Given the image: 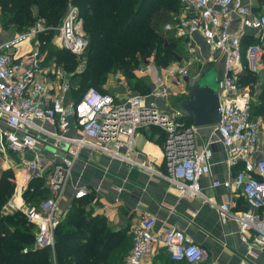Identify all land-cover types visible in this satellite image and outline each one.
Here are the masks:
<instances>
[{"label": "built area", "instance_id": "obj_1", "mask_svg": "<svg viewBox=\"0 0 264 264\" xmlns=\"http://www.w3.org/2000/svg\"><path fill=\"white\" fill-rule=\"evenodd\" d=\"M258 8V0H180L179 11L172 13L164 28L186 42V56L159 67L146 93L103 92L92 86L76 104L69 99L71 83L61 67L45 66L46 54L41 51L38 35L49 27L37 23L20 34L3 35L0 26V151L22 157V185L41 178L50 193L38 205H26L17 191L20 202L13 198L6 208L21 210L36 225V245L54 247V233L62 221L57 214L58 203L75 162L88 148L166 178L183 196L208 201L238 224L252 256L264 251V115H252L250 85L240 82L246 67L257 72L264 62V11ZM234 14L240 18L236 29L232 26ZM248 31L256 40L243 50ZM196 36L213 51L207 60L201 55ZM55 42L76 53L85 48L83 19L77 6L64 16ZM207 62L222 64L221 120L208 126L205 143L200 144V127L188 121L177 101L186 96ZM196 63L200 70L193 74L191 67ZM73 122L75 131L69 134ZM152 126L165 134L163 170L156 156L147 152L146 156L138 155L137 131ZM49 142L57 148L65 143V156H49L44 151ZM219 142L231 170L240 159L246 165L223 180L213 179L211 185L240 194L245 208H239L234 198L219 202L201 186V179L212 172L214 145ZM88 192L87 186H77L74 199ZM155 224L156 216L146 212L131 227L132 246L124 264H148L162 245L172 260L186 264H196L206 254L179 227L155 230Z\"/></svg>", "mask_w": 264, "mask_h": 264}, {"label": "trees", "instance_id": "obj_2", "mask_svg": "<svg viewBox=\"0 0 264 264\" xmlns=\"http://www.w3.org/2000/svg\"><path fill=\"white\" fill-rule=\"evenodd\" d=\"M258 1L261 9L264 0ZM71 6L78 7L89 36L82 68V61L75 54L53 48L50 41L46 44L48 32H41L38 37L41 51L46 54L45 63L54 58L70 73V93L75 104L89 87L108 91L104 83L109 74L117 71L126 76L137 93H146L151 86L136 73L140 62L151 58L157 67H163L177 60L180 39L166 31L164 25L172 13L179 11L180 0H0L2 34H10L12 27L25 30L38 19H43L49 28L56 26ZM240 76L242 85L252 86L258 80L247 67ZM263 95L262 89L259 101ZM261 103L252 104L253 116L264 115ZM188 121H192L190 117ZM152 128L159 130L158 137L164 140V131L158 126ZM11 177V171H5L0 180V264H124L131 248L127 230L113 229L105 216L93 215L87 207L91 199L88 194L75 199L57 226L54 247L36 245V225L21 210L4 208L16 187ZM30 188L39 196L44 194L43 199L50 194L41 178H32ZM27 194L28 191L24 196ZM164 264L186 263L167 258Z\"/></svg>", "mask_w": 264, "mask_h": 264}, {"label": "crops", "instance_id": "obj_3", "mask_svg": "<svg viewBox=\"0 0 264 264\" xmlns=\"http://www.w3.org/2000/svg\"><path fill=\"white\" fill-rule=\"evenodd\" d=\"M258 10L264 11V5ZM239 25L240 18L234 14L232 26L236 29ZM255 40L253 32L248 31L243 38V50L249 41ZM182 41L185 43L184 56H186V42L183 39ZM196 41L205 60L213 55L210 46L200 36H196ZM215 64L217 68L222 69V64ZM259 68L254 74L264 89V62L260 64ZM218 71L222 73L223 70ZM154 76H148L147 82L151 83ZM142 129H139L136 134L139 157L146 156L145 152L151 153L157 157L160 162L159 168L163 170V140H152L149 138L150 135L141 134ZM209 130V127L199 129L200 144L205 143ZM74 131L73 122L69 134H74ZM49 141L52 140L49 139ZM261 143L264 144V139L261 140ZM66 146L65 143H61L57 148L49 142L44 151L49 156L61 158L66 154ZM253 159L255 160L254 157ZM245 165V160L240 159L231 170L223 145L220 142L216 143L212 158V172L200 181L205 193L215 196L219 202H226L234 198L237 200L239 208L246 207L243 197L237 192L223 186L213 187L211 185L213 179L223 180L231 171L235 173ZM253 174L256 172L253 171ZM22 180H24V176ZM81 185H85L89 189L87 196L90 195L91 199L87 207L92 210L93 215L105 216L113 229L125 228L131 246V227L146 212H151L156 216L155 230H162L172 225L177 226L190 234L194 241L204 248L206 254L196 264H264V251L260 252L257 257L249 253L238 224L234 220L224 217L208 201L200 197L183 196L164 177L138 166H131L126 162L115 160L98 150L84 148L74 164L71 179L64 188L62 198L58 203L57 214L62 220L75 201L73 194L76 187ZM167 258L170 259L169 252L162 245L157 253L150 258L148 264H164Z\"/></svg>", "mask_w": 264, "mask_h": 264}, {"label": "rangeland", "instance_id": "obj_4", "mask_svg": "<svg viewBox=\"0 0 264 264\" xmlns=\"http://www.w3.org/2000/svg\"><path fill=\"white\" fill-rule=\"evenodd\" d=\"M71 7H69V10H70ZM77 10H78V13H79L78 7H77ZM35 14H37V11L35 12ZM37 23H42L43 25H45V21L43 19L36 20V23L33 26H35ZM60 24H58L56 26H50V28L48 30H44L43 31V32H46V33L48 32L47 34L50 35V38L45 41L46 44L50 41L51 44H52L51 46L53 48L57 47L58 49H62L60 46L56 45V42H55L56 37L58 36V27L60 26ZM29 28L30 27H28L27 29H29ZM27 29H25V30L22 29V30L18 31L17 29L12 27L10 29V34L8 32H6V31H4L3 35H16V34H20V33L24 32V31H26ZM85 36H86L87 44H86L85 48L82 51L76 53V52H73V51L69 50L70 52L75 54L82 61V62L80 61L81 63H80L79 68H82V66L84 64V61L86 59V53H87L88 46H89V36L87 35L86 32H85ZM39 38L40 37H38V39ZM184 46H185V43L182 41V39L179 40L180 53L177 56V60H179L180 58L184 57V54H185L184 53ZM243 62H244V64H247V61H246L245 57H243ZM50 65H53L52 67H61V69L65 73V76H67L68 80L70 81V79H69L70 73L68 71H66L65 67L62 66V64H58L57 61L53 58L49 62H47L45 66H50ZM199 66L200 65L197 64V63L192 65L191 69L194 70L193 74L196 73L198 70H200ZM158 69H159V67H157L153 63V59H151V58L147 59L146 58V59H144L143 61L140 62L139 66L136 69V73H137L138 76L142 77L143 80L146 82L147 81V77L150 76V75H152V76L156 75ZM147 70H150V72L147 73ZM209 79L213 80V73H211L209 75ZM104 88H107L109 91L115 90L116 92H119V93H125L126 91L133 93V92H137L138 91V90L132 89V87L129 86V83H128L127 79H126V76H124L119 71L109 74V77L106 79V81L104 83ZM262 89H263L262 85L260 84L259 81H256L255 84L252 85V86L250 85V93H251V96H252V104L256 105L258 102H260V103L262 102L261 104L264 107V95L262 97H260V101H259V96L262 93ZM70 90H71V87H70ZM70 90H69V92H70ZM139 91H141V90H139ZM69 99L71 101L73 100L72 96H71V93H70ZM203 127L206 128L208 126H203ZM203 127H200V128H203ZM141 131H142L141 134H143V135L144 134L145 135H150L149 138H151L152 140H157V141L161 140L159 137H157L159 130H157L156 128H152L151 127L150 129H142ZM22 170H23L22 157L19 156L18 153H17V155H14L12 153L6 154V153H3L2 151H0V180L2 179V174H4L5 171H11V175H12L11 179L13 178L12 180H14V182L16 184L15 191L13 192V194L11 195V197L9 198V200L5 204V206H8L9 203H10V200L13 199V198L15 199L16 197H18V199L20 201V196H18L19 193H17V191L21 192L22 199H23V201H24V203L26 205H38L41 202V200H43V198H44V196H43L44 194L39 196L37 192H34L33 188L29 189V184H30L31 180L25 182V184L22 185V182H23L22 181V177H23ZM20 177H21V180H19ZM27 191H28V194L25 197L24 193L27 192ZM5 206H4V208H6ZM65 216H64V218H65ZM129 250H130V248H129ZM118 262L120 264H123L120 261H118Z\"/></svg>", "mask_w": 264, "mask_h": 264}, {"label": "water", "instance_id": "obj_5", "mask_svg": "<svg viewBox=\"0 0 264 264\" xmlns=\"http://www.w3.org/2000/svg\"><path fill=\"white\" fill-rule=\"evenodd\" d=\"M180 58L179 60H181ZM214 62H207L193 80L186 96L177 105L191 118L196 127L211 126L221 120L219 79L221 73ZM213 73V80L209 75Z\"/></svg>", "mask_w": 264, "mask_h": 264}]
</instances>
